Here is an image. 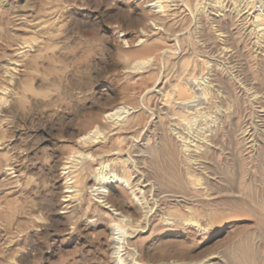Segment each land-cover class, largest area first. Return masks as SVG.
I'll return each instance as SVG.
<instances>
[{
  "label": "rangeland",
  "instance_id": "1",
  "mask_svg": "<svg viewBox=\"0 0 264 264\" xmlns=\"http://www.w3.org/2000/svg\"><path fill=\"white\" fill-rule=\"evenodd\" d=\"M0 264H264V0H0Z\"/></svg>",
  "mask_w": 264,
  "mask_h": 264
},
{
  "label": "bare ground",
  "instance_id": "2",
  "mask_svg": "<svg viewBox=\"0 0 264 264\" xmlns=\"http://www.w3.org/2000/svg\"><path fill=\"white\" fill-rule=\"evenodd\" d=\"M127 114V113H129V110L128 109H125V108H119V109H117V110H115V111H113V112H110V113H108L107 114V117L108 118H110V119H116L119 115H121V114ZM86 156V155H85ZM88 156V155H87ZM99 170V169H98ZM98 180V179H97ZM116 181L117 183H121V182H124V185H126V186H128L129 185V182H128V180H126L124 177H122V176H120V175H117L116 173H113L110 177H109V180L107 179V180H105V182H107V181ZM98 182V181H97ZM104 182H102L101 183V185H99V189H97L98 190V194H102V197L103 198H105L106 197V194H105V192H106V190H105V186H104V184H103ZM95 184V183H94ZM95 186V185H94ZM93 186V187H94ZM97 187V186H96ZM95 187V188H96ZM129 189V188H128ZM95 190V189H94ZM98 196V195H97ZM67 197V196H66ZM111 197V196H110ZM113 200V199H112Z\"/></svg>",
  "mask_w": 264,
  "mask_h": 264
}]
</instances>
